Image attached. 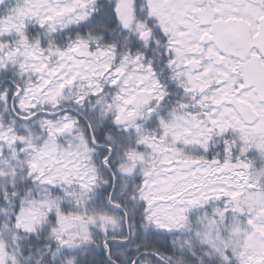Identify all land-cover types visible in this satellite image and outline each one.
Instances as JSON below:
<instances>
[{
    "label": "snow or ice",
    "instance_id": "obj_1",
    "mask_svg": "<svg viewBox=\"0 0 264 264\" xmlns=\"http://www.w3.org/2000/svg\"><path fill=\"white\" fill-rule=\"evenodd\" d=\"M0 264H264V0H0Z\"/></svg>",
    "mask_w": 264,
    "mask_h": 264
}]
</instances>
